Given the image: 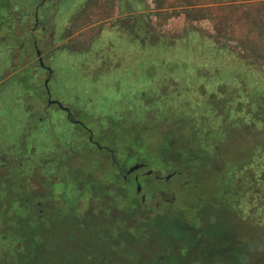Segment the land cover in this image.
I'll return each instance as SVG.
<instances>
[{
    "label": "rangeland",
    "instance_id": "rangeland-1",
    "mask_svg": "<svg viewBox=\"0 0 264 264\" xmlns=\"http://www.w3.org/2000/svg\"><path fill=\"white\" fill-rule=\"evenodd\" d=\"M146 2L148 4L145 11H152L151 21L158 27V31H154L155 35L146 32L143 46L129 37L128 49L124 51L128 65L126 70L122 67L123 73L119 75V83H115L113 79L115 69L107 71L112 79L105 75L93 80L89 77V73H92L89 59H85L83 54L74 53L72 46L66 45L65 48L54 50L52 59L48 62L54 71L49 83L52 96L61 103H64L63 99L73 101L72 107L78 108L73 113L74 117L86 123L94 131L95 139L102 145L117 149L124 170L138 162L145 163V168L139 174L151 171L149 176L142 174L143 177L140 178L148 208H154L157 204L161 210L171 209L169 211L173 217H179L189 224L194 223L202 212L204 226L200 239L207 247L204 249L205 256L198 264H264L259 241L261 231L256 224L264 223V212L257 211L253 215L257 201L252 186V140H255V133L259 132L254 129H257L254 118L258 112L256 108H264V104L261 105L264 101V83L256 79L264 78V0H202L198 4L190 1L187 6L177 4L179 0ZM61 4L62 12L64 5ZM220 6L225 9L221 10ZM201 7L208 8L203 15H197L201 16V19L192 21L190 16H186L187 10ZM39 18L41 22L40 15ZM63 18L58 14L48 25L51 26L57 21L58 24L61 21V25H64ZM252 18L259 24L253 32L252 26L245 25L252 22ZM50 30H53L52 27ZM38 35L39 32L36 37ZM89 36L90 33L82 32L75 35L71 42H76L79 46L82 40L88 41ZM19 38L18 35L15 36V39L10 41L11 48L0 53V115L4 112V119L0 118V140H18L26 127L30 133L26 132L25 136H35L34 140L39 146H51L55 141L51 140L54 129L57 136L64 137V140H61L62 136H58V145L60 144L66 153H71L70 140L65 139L71 126L63 119V113L53 107L45 108L44 102L41 104L38 102L39 98L34 97V92L40 94V89H43L45 73L34 70L33 64L28 65L25 71L23 65L15 76L12 73V50L17 47ZM109 38L114 42L116 40L112 35ZM59 40L57 34L54 42ZM115 43L120 45L121 40L118 39ZM47 45L39 46L42 55L47 54ZM30 57L33 62L35 56L31 54ZM44 58L46 63L47 57ZM82 75L86 78H82ZM22 88L27 92H22ZM185 101L191 104L196 101L215 102L219 109L216 112L221 116L224 113L227 116L226 121L219 119L210 120L208 123L218 127L225 123L234 126L235 130L243 128L242 134L237 132L239 138L234 137L235 141L223 150V161L226 162L222 171L223 177L231 171L228 157L234 158V162L245 158L246 163L243 173L238 174V178L234 180L237 181L238 188L229 198L221 193L213 169H209V172L199 168L192 170L188 165L179 162V167L185 170V174L165 179L176 169V161L169 156V160L166 159L162 153L166 148L164 138L167 132L175 131L178 126L171 127L173 120L165 119L164 115L174 113ZM66 104H70V101ZM261 116L264 118L263 113ZM100 119L112 121L115 126L124 123L128 129H117V135L112 138L101 137L98 126H94V120ZM34 121L40 124L36 127L37 124L33 125ZM200 125L208 126L204 123ZM154 129H158L159 133L165 132L155 143L146 140L145 136V133ZM86 148L91 155L85 154L79 161L83 169L91 168L94 163L93 156L104 158V153L91 146ZM249 154L251 158H248ZM19 158L17 157V160ZM61 174L62 169H59L52 176ZM47 176L50 174L47 173ZM99 177L110 176L102 170ZM196 177L200 179L195 181ZM50 179L43 177L42 180L33 181L36 187L40 186V182H48L47 186L42 188L44 193L50 192L51 186L62 194L69 206L72 205L76 194H79L72 180L56 178V183L50 185L54 181L53 178ZM215 181L217 184H214ZM120 184L128 187L129 197L125 199L111 193L109 204L125 214L132 208L134 190L130 182ZM261 195L259 200L264 199V194ZM258 212L259 217L256 218ZM115 218L118 219L119 215ZM138 219L139 217L131 218L129 222ZM205 223H214L220 230L206 226ZM118 229H113L114 236L118 234ZM148 235L131 243L132 254L129 253L128 263L122 260L121 264H154L153 257L160 253L162 248L157 235ZM96 238V235L88 234L77 239V256L83 258L91 254V258L89 263L78 258L74 264H113L109 247H84L86 243L95 244ZM99 239L102 240L101 237ZM117 252L122 254L121 250ZM124 259L127 260L125 257ZM132 260L134 262H131ZM44 264L54 263L48 256Z\"/></svg>",
    "mask_w": 264,
    "mask_h": 264
},
{
    "label": "trees",
    "instance_id": "trees-1",
    "mask_svg": "<svg viewBox=\"0 0 264 264\" xmlns=\"http://www.w3.org/2000/svg\"><path fill=\"white\" fill-rule=\"evenodd\" d=\"M190 1L198 4L202 0H179L177 4L187 6ZM35 2L36 0H0V53L11 48L10 41L15 39V36H25V31L32 20L31 8ZM219 8L225 9L223 6ZM207 9L201 7L187 10L186 16L188 18L190 16L189 19L192 21L198 20L202 17L197 15H203L202 13ZM192 13L196 16H193ZM253 22L252 18V22L245 24L252 26V32L259 25L257 22ZM17 26L21 28H16ZM16 29L18 30L16 31ZM18 31H20L19 34ZM258 48L260 47L258 46ZM19 68H22V65L17 64L15 69ZM34 69L40 70L39 67ZM256 79H260L264 83V78L257 77ZM115 83H119V80H115ZM40 90V94L34 92V97L39 98L38 102L42 104L45 93L43 89ZM21 91L27 92L25 88H22ZM263 104L264 101L261 102V105ZM217 110L219 111L215 102L199 103L196 101L191 104L185 101L183 105L176 108L174 113L164 115L165 119L173 120L174 124H171V127H178L175 131L165 134L166 148L162 153L166 159L169 160V156L173 161H176V169L173 173L170 172L172 177L185 174V170L179 167V162L185 166L188 165L192 170L199 168L209 172V169H213L218 178V184L217 181L214 184L219 185L224 197L229 198L238 188L237 181L234 180L238 178V174L243 173L246 163L245 158L234 162L232 161L234 158L228 157L227 161L230 163L231 171L229 175L223 177L222 171L226 164L223 161V150L235 141L234 137L239 138L237 132L242 134L243 128L239 127L235 130L234 126L225 125L227 116L224 113L221 116ZM256 111L258 112L254 119H256L257 129H254L259 132L255 133V140H252V166L254 165L252 186L256 193L257 203L254 206L256 211L253 215L257 211L264 212V199L259 200L261 194H264V118L261 116L262 113L264 114V108L257 107ZM212 112L216 114H212ZM0 118L4 119V112ZM219 119L225 120L223 126L218 127L208 123L210 120ZM94 121V126H98V132L104 138L116 136L117 129H128L124 123L115 126L112 121L105 119ZM200 123L208 124V126L202 127ZM34 124H37V127L40 123L34 121ZM252 124L254 125V122ZM76 131V128L71 126L66 138L83 134ZM26 132L30 133L25 127L17 138L18 140H11V142L0 140V264H44L48 256L52 258L54 264H74L79 259L88 262L91 254L79 258L76 250L77 239L86 237L88 234L96 235L97 242L95 244L86 243L84 247H109L113 264H121L122 260L128 263L129 253L132 254L131 243L137 241V238L139 240V237L145 235L147 237L151 233L158 236L162 248L160 253L154 255V264H198L205 256L204 249L207 246L200 239L202 226H204L202 212L198 214L194 223L189 224L179 217H173L169 211L171 209L161 210L157 204L150 209L146 206V196L144 201L141 199L143 196L141 181L137 183L141 187L140 192L137 193V184L133 181L132 173L126 174L130 167L124 170L118 156L114 161L93 156L94 163L91 168L83 169L79 161L85 154V156L91 155L88 148L83 151L81 148H77L75 140H70L71 153H66L63 147L57 143L60 141L58 136L62 135L57 136L54 129L51 140L55 141L51 146L42 147L34 140L35 136L30 138L25 136ZM164 133H159L158 129H154L145 133L147 136L145 138L155 143ZM229 138L230 140H228ZM60 139L64 140V137L62 136ZM183 151L185 153H182ZM10 153L12 154L10 155ZM17 157H20L19 160ZM248 158H251V154ZM140 163L145 164L138 162V164ZM59 169H62V174L53 177L52 175ZM102 170L107 172L110 177L100 178ZM118 171L125 177L124 179L118 175ZM47 173L50 176H47ZM43 177L46 180L53 178L54 181L50 185L56 183V178L72 180L79 194H76L71 207L66 203L62 194L56 192L53 187L50 186V192H43L42 188H45L48 182H40V186L37 187L34 185L33 179L42 180ZM129 178H131L130 181ZM196 178L195 181L200 179V177ZM120 182H130L134 190L132 208L125 214L109 204L112 199L111 193L125 199L129 197L128 187L123 186ZM116 215H119L118 219L115 218ZM136 217L139 219L133 220L132 223L129 222L131 218L135 219ZM258 217L259 212L256 218ZM256 224L261 231L259 241L264 263V228L262 227L264 223ZM205 225L220 230L214 223H205ZM114 228H119L116 236L113 234ZM214 232L216 231L214 230ZM100 237L102 240L99 239ZM238 244L241 247L240 242ZM119 250L122 254L117 252Z\"/></svg>",
    "mask_w": 264,
    "mask_h": 264
},
{
    "label": "flooded vegetation",
    "instance_id": "flooded-vegetation-1",
    "mask_svg": "<svg viewBox=\"0 0 264 264\" xmlns=\"http://www.w3.org/2000/svg\"><path fill=\"white\" fill-rule=\"evenodd\" d=\"M60 4L61 6L64 5V9H67H63L61 12ZM151 13L152 11L150 12V10L145 11V0H36L32 5V20H30V24L25 31V36L23 37L22 35V38H19L17 47H14L12 50L14 52L12 56V69L14 71L12 73L15 76L21 71L23 65L25 66L24 71L31 64L34 67H39L45 73V78L42 81L43 92L45 93V99L43 101L45 108L53 107L62 112L67 123L75 127L76 132L79 131V133L85 135L71 138L67 137L69 140H75L78 146L77 148H81L84 151L86 146H91L97 151L104 153V158L112 161L116 160L118 156L117 150L102 145L99 140L94 138L91 128L86 123L74 117L73 113L78 108L72 107L73 101L63 99L64 103H61L57 98L52 96L49 83L54 76V71L48 62L52 59L54 50L70 45L75 51L74 53L77 52L85 55V59H89L92 64V73H89V77L98 80L106 75L111 78L112 76L107 71L115 69L113 79L119 80V75L123 73L122 67L126 70V66L128 65L124 51L128 49L129 37L138 45L143 46L145 33L147 32L149 34L148 32H152L155 35L154 31H158V27L151 21ZM58 14L59 17H64L65 24L61 25V21L58 24L57 21V23L51 26L48 25L49 21H54ZM51 27L53 29L52 31L50 30ZM38 32L40 35L37 38L36 34ZM82 32L90 33L88 41L82 40L79 46L76 45V42H71V39L75 35ZM57 34L60 40L54 42ZM110 35L116 40L120 39L121 44L117 45L115 43L116 40L114 42L113 39L109 38ZM96 41L100 43L96 45ZM43 44H48L46 46L47 56L42 55L39 50V46ZM37 51L39 52L41 63L36 55ZM31 54L35 56L33 62L30 61ZM44 57H47L46 63ZM17 64L22 65V68L15 69ZM119 66L120 70H118ZM84 77L82 75V78ZM68 101H70V104H66ZM67 138L65 139L67 140ZM139 165L141 167L131 174L133 175L135 184L139 183L140 178L143 177L141 176L142 174L146 176L151 174L149 170L139 174L145 168V164L140 163ZM117 173L121 175L120 171ZM121 176L123 179L125 178L123 175ZM171 177L172 174L170 175ZM142 197L144 198V196H141V199Z\"/></svg>",
    "mask_w": 264,
    "mask_h": 264
},
{
    "label": "water",
    "instance_id": "water-1",
    "mask_svg": "<svg viewBox=\"0 0 264 264\" xmlns=\"http://www.w3.org/2000/svg\"><path fill=\"white\" fill-rule=\"evenodd\" d=\"M36 55L38 56V60H39V62L41 63L42 61H41V58H40V56H39V52H38V51L36 52ZM59 105H60V104H59ZM60 106H61V105H60ZM140 167H141V165H139V164L133 165V166H131V167L127 170L126 174L129 175V174L133 173L134 171L138 170ZM169 178H170V175H168V176L165 177L166 180H168ZM140 190H141V187H140L139 184H137V185H136V191H137V193H139ZM143 199H144V198L142 197V200H143Z\"/></svg>",
    "mask_w": 264,
    "mask_h": 264
},
{
    "label": "crops",
    "instance_id": "crops-1",
    "mask_svg": "<svg viewBox=\"0 0 264 264\" xmlns=\"http://www.w3.org/2000/svg\"><path fill=\"white\" fill-rule=\"evenodd\" d=\"M146 1H149V0H145V6L148 4ZM155 1V0H154ZM154 6H155V4L154 3H152ZM150 5V4H149Z\"/></svg>",
    "mask_w": 264,
    "mask_h": 264
}]
</instances>
